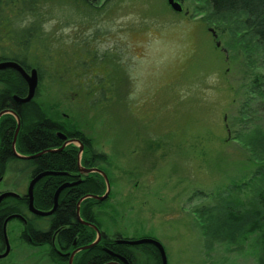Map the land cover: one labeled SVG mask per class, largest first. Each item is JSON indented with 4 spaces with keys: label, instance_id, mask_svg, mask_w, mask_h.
<instances>
[{
    "label": "rangeland",
    "instance_id": "1",
    "mask_svg": "<svg viewBox=\"0 0 264 264\" xmlns=\"http://www.w3.org/2000/svg\"><path fill=\"white\" fill-rule=\"evenodd\" d=\"M178 1V12L166 0L53 4L44 22L47 52L33 42L24 56L46 75L39 99L106 154L100 229L154 237L166 264H257L256 232L227 243L204 235L201 221L230 191L240 203L260 185L247 183L256 164L244 142L252 127L264 133V83L261 95L249 88L251 74L264 75V44L247 57L226 29L200 20L198 0ZM1 50L22 52L6 43ZM96 62L89 79L62 70ZM21 164H7L0 190L24 192L27 176L11 168Z\"/></svg>",
    "mask_w": 264,
    "mask_h": 264
},
{
    "label": "trees",
    "instance_id": "2",
    "mask_svg": "<svg viewBox=\"0 0 264 264\" xmlns=\"http://www.w3.org/2000/svg\"><path fill=\"white\" fill-rule=\"evenodd\" d=\"M65 0H0V52L1 47L6 43V47L12 46L15 49L21 48L22 52L19 54H11L3 56L0 54V61L13 60L19 63L25 71L34 67L37 70L38 83L36 98L32 97L28 102L17 104L12 99V96L22 97L26 92V85L20 75L11 68L0 69V110L10 109L17 116L19 120V127L17 130V137L22 139H29L30 135H35L39 124L45 121L54 119L58 121L61 119L57 115L56 107L46 106L44 102L39 99L38 84L46 76L42 69L26 59V49L28 45L32 47L33 42L41 53L47 52L44 41V22L45 17L50 15V8L53 4H60ZM70 2H80V4L91 6L95 3H102L105 0H69ZM199 11L202 13L200 20L204 23H214L215 27H222L226 29L231 39L236 46H239L244 52H249L247 57L256 53L259 44H264V0H198ZM50 4L46 7L45 12L41 11L42 5ZM54 14V13H53ZM32 17V18H30ZM8 50V49H6ZM45 55V54H43ZM49 55V54H48ZM248 62H251L249 58ZM85 61V60H84ZM97 66L98 63H93ZM76 67V66H75ZM72 68L69 67V70ZM85 69V79L91 78L89 75V67ZM250 69V68H249ZM63 73L70 75L72 73L67 68L62 69ZM45 75V76H44ZM64 75L63 86L66 84L68 76ZM61 80V79H60ZM60 82V81H59ZM78 82V81H77ZM66 83V84H65ZM264 75L253 73L249 80V88L251 92L262 94ZM68 87V86H66ZM241 117V116H240ZM67 122L64 120V123ZM15 128V119L11 114L4 113L0 116V147L8 148L9 141L12 137ZM67 132L76 137L80 143L85 145L84 152H97L93 147L90 139L79 128L71 124L67 127ZM250 134L253 137L245 140V145L250 151L251 158L249 163H255L256 168L248 179L247 183L260 185L251 191V197L245 202L237 203L234 196L235 193L229 192L227 198H222L212 208L208 206L205 210L207 216L205 220L201 221L202 228L205 229L204 235H209L211 232L217 235V238L227 243H238L239 237H244L247 233L256 232V237L260 242V249L262 251L261 257L257 264H264V152L258 153L255 147L260 145L264 147L261 141H264V133L256 128L250 129ZM22 144H18L21 148ZM62 152H76V146L72 149L65 148ZM10 152H0V176L5 172L6 166L4 161L9 159ZM44 156V159H46ZM96 161L106 162V154L98 152L95 155ZM254 162H253V161ZM97 162V163H98ZM32 163L27 160L26 164ZM245 185V184H243ZM242 185H235L240 188ZM37 185H34L32 194L35 198ZM53 190L48 189L45 197L49 199ZM104 191V182L99 174L92 173L80 184L79 189L70 192L71 210L74 209V202L84 194H101ZM238 191V190H237ZM236 191V192H237ZM61 196V195H60ZM44 198V199H46ZM22 197L20 202L24 203ZM98 203L92 198H84L80 207L82 209L90 208L91 205ZM214 211L212 212V210ZM70 210V211H71ZM89 212V211H88ZM95 217V216H94ZM147 255V261L150 264H161L156 250L153 246L139 245ZM146 248V249H144ZM140 250V249H139ZM141 251V250H140Z\"/></svg>",
    "mask_w": 264,
    "mask_h": 264
},
{
    "label": "flooded vegetation",
    "instance_id": "3",
    "mask_svg": "<svg viewBox=\"0 0 264 264\" xmlns=\"http://www.w3.org/2000/svg\"><path fill=\"white\" fill-rule=\"evenodd\" d=\"M92 67L93 65L89 67V75H94L91 70ZM67 69L69 70V68ZM69 71L85 75V69L81 71L73 67ZM93 85L91 86L92 89H98L97 86ZM36 93L37 86L32 97L36 98ZM14 96H12L14 102L22 104L17 102L13 98ZM57 115L61 119L58 121L51 119L39 124L36 128V134L30 135L28 140L17 137L18 120V127L12 144L13 148H11L13 134L8 148L0 147V152L9 151L11 155L9 159L4 161L6 168L9 162L20 161L21 165H12L11 168L16 171L17 176H27L24 192L11 190L17 195L16 197L8 196L0 200V255L3 254L0 256V264H149L145 250L138 247L143 244L147 245V243H126L125 241L139 238L125 236L118 232L107 234L100 229L94 217L98 203L91 205L89 209H83L82 212L80 207L82 199L77 205V216L75 208L80 196L74 202V209L71 210L70 192L79 189L80 184L89 174H98L94 171L84 173L80 168L100 170L102 168L99 167V162L95 158L98 152H84L85 145L82 143V151L78 155V146L77 143H74V140L78 139L67 132V127L73 124L79 128V124L75 120H69L68 116L63 113L57 112ZM64 120L67 122L64 123ZM20 143L23 145L21 148L18 147ZM72 146H76V152H62L65 148L72 149ZM27 155L33 156L31 158L19 157ZM45 155H47L46 159H44ZM27 160H31L32 163L26 164ZM3 175L0 176V180ZM34 177L37 179L32 190L34 185H37V190L35 198L32 194V207L36 210H50L54 204L55 189L63 186L58 192L52 212L49 214H35L28 207L26 190L30 179ZM14 183L17 185V181ZM48 189L49 191L53 190L49 199L45 197ZM3 191L9 190H0V193ZM21 197L25 199L24 203L20 202ZM86 223L95 224L98 237L94 228ZM143 237L155 239L147 234L140 236V238ZM90 243L92 244L89 247H84ZM153 248L157 252L154 246Z\"/></svg>",
    "mask_w": 264,
    "mask_h": 264
},
{
    "label": "water",
    "instance_id": "4",
    "mask_svg": "<svg viewBox=\"0 0 264 264\" xmlns=\"http://www.w3.org/2000/svg\"><path fill=\"white\" fill-rule=\"evenodd\" d=\"M166 2L168 4V6L172 10H174L176 12L181 10V6H180L179 1H177V0H166ZM216 45H217V43H216ZM4 68H11L14 71H16L20 75V77L23 79V81L25 82V85H26V94H25V96H23V97L14 96L13 98L17 102H20V103L29 101L31 99V97L33 96L35 88L37 86L36 69L35 68H29L28 71H25L24 68L19 63L15 62L13 60H2V61H0V69H4ZM4 113L12 114L14 116V118H15V121H16V128H15V131L13 133L12 142H11V148H13L12 144L14 143V137H15V133H16V130H17V127H18V117L11 110L3 109V110L0 111V115H2ZM74 143H77V146H78L77 152H78V155H79V153L82 151V144L78 140H74ZM13 153L15 154V152H13ZM15 155H17V154H15ZM32 156L33 155L19 156V157L31 158ZM80 170L84 171V173H88V172H92V171L97 172L102 177V179L104 181V187L105 188H104V192L101 195H93V194H84V195H82L76 202L75 213H76L77 216H78V206L77 205L79 204V202L82 199H84V198H92V199L101 201L107 196L108 191H109L108 180H107V177H106L105 173L102 170L96 169V168H92V169H82V168H80ZM36 179H37V177L31 178L29 183H28V186H27L26 195L28 197V207L35 214H39V215L49 214V213L52 212V208L54 207V204L56 202L57 194H58V192L61 190V188L63 186H59V187H57L55 189L54 194H53L54 204H53V206H52V208L50 210H46V211L36 210V209H33V207H32V186H33V184H34ZM8 196L16 197L17 195L14 192H11V191H3V192L0 193V200L3 199L4 197H8ZM86 224L89 225V226H92L94 228V230L96 231V235L98 237L97 228L94 225H92V224H89V223H86ZM125 242L126 243H130V244L147 243V244L153 245L157 249V253H158L159 258H160V263L161 264H166V258H165L164 249H163L162 245L160 244V242L157 241L156 239H153V238H150V237H143V238L130 240V241H125ZM91 244L92 243H90V244H88V245H86L84 247H89ZM1 255H3V254H1Z\"/></svg>",
    "mask_w": 264,
    "mask_h": 264
},
{
    "label": "bare ground",
    "instance_id": "5",
    "mask_svg": "<svg viewBox=\"0 0 264 264\" xmlns=\"http://www.w3.org/2000/svg\"><path fill=\"white\" fill-rule=\"evenodd\" d=\"M79 213H80V211H79ZM93 224V223H92ZM94 226H95V224H94Z\"/></svg>",
    "mask_w": 264,
    "mask_h": 264
}]
</instances>
